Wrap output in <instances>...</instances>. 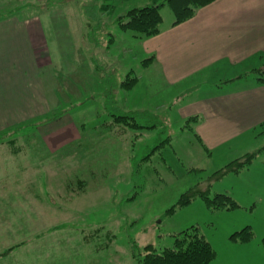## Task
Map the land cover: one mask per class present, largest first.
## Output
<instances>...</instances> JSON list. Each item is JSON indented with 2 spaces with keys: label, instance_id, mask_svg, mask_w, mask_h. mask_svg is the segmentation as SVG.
Returning <instances> with one entry per match:
<instances>
[{
  "label": "rangeland",
  "instance_id": "rangeland-1",
  "mask_svg": "<svg viewBox=\"0 0 264 264\" xmlns=\"http://www.w3.org/2000/svg\"><path fill=\"white\" fill-rule=\"evenodd\" d=\"M91 2L94 0H0V17L43 12L40 20L58 70L52 84L65 95L57 108L67 109L61 120L39 130L54 149L47 158L37 160L44 144L29 127L0 138V153L19 147L12 163L30 168L0 177L4 182L0 184V264H32L34 250H40L35 257L38 264H134L133 254L145 245L170 247L172 234L190 226H197L214 249L211 264L239 262L246 249L232 246L229 236L250 224L245 222L248 224L228 232L231 221L238 218L237 213L230 214L233 210L212 211L199 197L182 206L178 200L190 189H218L223 184L234 185L241 195L261 190L264 197L263 129L254 136L255 147L236 156L234 150L213 152L202 147L192 129L185 128L186 122L168 127L161 117L165 107H172L170 90L158 86L152 68H144L147 62L143 61L139 40L112 22L134 7L164 1L101 0V6H107L99 14L112 37L96 32L97 38L90 42L82 4L93 9ZM160 13L164 25L173 20L168 4ZM95 40L101 45H95ZM125 44L131 45V51L121 50ZM112 58L121 64L113 70L109 66ZM96 64L103 77L98 78ZM125 70L138 78L134 104H139L141 97L147 98L148 107L160 105L163 112L132 110L141 127L111 129L108 122L113 111L103 106L111 105L115 93L111 86L124 80ZM101 84L110 89L98 98L94 92ZM119 99L124 112L125 102ZM102 124L108 128L100 127ZM34 135L37 140L29 143ZM167 137L169 141H165ZM258 149L236 179H212L211 174L229 161ZM0 169L5 166L0 164ZM35 170L46 172L36 182V193L32 192ZM171 208L173 212L168 213ZM238 209L243 212L239 220L252 221L264 235V199L257 198ZM263 238L256 242L264 254Z\"/></svg>",
  "mask_w": 264,
  "mask_h": 264
},
{
  "label": "crops",
  "instance_id": "crops-1",
  "mask_svg": "<svg viewBox=\"0 0 264 264\" xmlns=\"http://www.w3.org/2000/svg\"><path fill=\"white\" fill-rule=\"evenodd\" d=\"M42 13L11 15L0 19V138L14 133V130L29 127L35 131L34 134L38 133L39 140L44 144L37 160L51 156L54 151L39 134V130L52 121L61 120L67 110L57 108L65 95L60 94L53 85V78L57 76L58 70L53 65L48 37L40 20ZM83 15L85 16L84 12ZM136 40H139L143 59L152 57L144 68H152L158 86L164 91L170 90L172 107L164 106V112L160 110V105L148 107V102H145L147 98L143 97L139 104H134V99L137 101L138 97L133 93L138 83L136 77L137 81L132 89L121 87L116 82L111 86V91L115 92L111 96V108L122 112L123 108L118 104L120 97L125 102L124 112L140 110L143 114L148 108L153 113L161 111V119L170 128H175L174 124L180 127L181 122L197 116L198 120L191 122V131L199 136L208 151L234 150L238 156L255 147L254 136L264 129V84L257 80L252 71L264 63V0H214L197 9L188 20L175 26L171 22L164 25L162 21L157 35ZM130 46L125 44L121 50L127 53L128 50L131 51ZM125 59L126 57L123 61ZM57 64L60 68V64ZM99 64H96L98 67L95 69L98 78L105 75L101 74ZM118 64L121 65L117 59H113L109 66L113 70ZM127 74L128 71L125 70L124 75ZM107 88L108 85L97 86L95 96L101 98L104 96L103 92L110 89ZM54 98L57 99V104H54ZM99 107L100 110L103 109L102 106ZM58 111H62L58 118L38 125L32 124V121ZM108 123L111 129L126 127L114 122L113 117ZM100 127L108 128L104 124ZM261 132L264 133V130ZM31 138L32 142L29 143L34 144L36 136L29 139ZM8 139L9 137L5 138ZM18 139L17 137L16 140ZM16 151H19V147ZM16 151L0 153V164L5 166V169H0V177H11L21 170L30 169L12 163L18 155ZM224 160H228V157ZM35 172L32 176V192L36 193V182H40L46 172ZM236 175L228 174L220 181L236 179ZM0 184L4 185V182L1 180ZM227 185L223 184L212 190L231 194L243 207L257 198L264 199L261 190L241 195V191L234 185ZM239 211L240 209H235L230 212L237 213L238 218L234 217L231 221L228 232L249 223L255 233L249 242L231 244L246 249L242 251L240 261L231 264H264V254L256 242L264 235L254 227L252 221L239 220V215H243ZM34 251L32 264H38L35 257L40 250Z\"/></svg>",
  "mask_w": 264,
  "mask_h": 264
},
{
  "label": "trees",
  "instance_id": "trees-1",
  "mask_svg": "<svg viewBox=\"0 0 264 264\" xmlns=\"http://www.w3.org/2000/svg\"><path fill=\"white\" fill-rule=\"evenodd\" d=\"M100 1L101 0H94V2H91L93 9H87L86 4H82V8H84L83 12L87 19V25H89L90 28L88 35L90 42L97 38L94 36L96 32H102V36L104 38L111 39L112 37V34L108 30V24L101 20L99 14L101 10L106 9L107 4L103 3L101 6ZM163 1L164 2L161 4L153 3L152 5L147 4L142 7H134L130 10H127L124 14L117 16L116 19L112 20V22H115L122 31H130L133 37L137 39H144L157 35L160 32V25L163 21L160 8L164 4H168L170 7L173 15L171 25L175 26L188 20L194 16L197 9L210 4L214 0ZM1 18L3 17H0V19ZM89 21L93 24L91 25ZM97 43L98 45H101V43L97 41L95 45H97ZM150 59H152V57L143 61L147 62ZM252 71L255 72L257 80L261 84H264V63ZM136 81L137 78L128 73L124 80L120 83V86L127 89H132L134 88ZM111 105H104L103 107H105L107 111H113L110 113V115L113 117L114 122L121 123L124 126L126 125L127 127L132 128L141 127L139 126L141 121L138 119L135 112H116L113 108H111ZM61 113L62 111H58L57 113L54 112L53 114L40 118V120L32 121V124L38 125L48 122L54 118H58ZM196 120H198L197 116L188 118L186 120L185 128L191 130V122ZM193 134L201 146L204 147L199 136L195 133ZM169 139L170 137H167L165 138V141H169ZM258 152L259 149L252 151V153H245L244 155L229 161L223 167L211 174L212 179L215 178V180H221L228 174H238L252 162L251 160ZM211 192L212 189H209V187L206 189H190L188 192L181 195L178 200V205H185L196 197H199L204 201L207 208L212 211H230L241 207L231 194L226 192H214L212 194ZM173 210L174 209L171 208L167 212L172 213ZM172 237L174 240L173 245L170 247L157 249L152 244L145 245L141 251H139L137 254H133L132 258L135 261L134 264H211L215 257L214 249L197 226H190L186 229H183L178 233L172 234ZM253 238L254 231L250 225H246L238 230H235L229 236V240L233 243H246L251 241Z\"/></svg>",
  "mask_w": 264,
  "mask_h": 264
}]
</instances>
